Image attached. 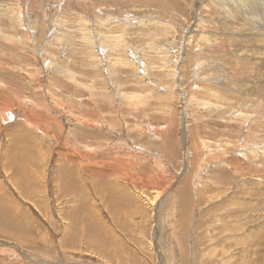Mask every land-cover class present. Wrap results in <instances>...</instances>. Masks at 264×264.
Segmentation results:
<instances>
[{
	"label": "rangeland",
	"instance_id": "rangeland-1",
	"mask_svg": "<svg viewBox=\"0 0 264 264\" xmlns=\"http://www.w3.org/2000/svg\"><path fill=\"white\" fill-rule=\"evenodd\" d=\"M0 190V264H264V0H0Z\"/></svg>",
	"mask_w": 264,
	"mask_h": 264
},
{
	"label": "bare ground",
	"instance_id": "bare-ground-1",
	"mask_svg": "<svg viewBox=\"0 0 264 264\" xmlns=\"http://www.w3.org/2000/svg\"><path fill=\"white\" fill-rule=\"evenodd\" d=\"M221 1V0H220ZM238 3L240 4H244L246 3V0H238ZM247 12V11H246ZM258 18V17H257ZM251 20V19H250ZM261 21V20H259ZM263 84V83H262ZM15 115V114H13ZM68 178V177H67ZM68 182V181H67ZM63 183H66V182H63ZM65 186V185H63ZM66 187V186H65ZM3 190H0V225H5L4 227H6V224L7 223V219H9V217L11 216H15L14 214V211H17V209L15 210L12 205V200L7 198L4 193H2ZM8 199V200H7ZM17 207V205H16ZM90 208V206H89ZM94 208V207H93ZM92 213V212H91ZM94 214V213H93ZM18 215V214H17ZM96 215V214H95ZM94 216V215H93ZM22 217V216H21ZM74 218V217H73ZM96 218V217H95ZM83 219V221H81ZM80 221L78 222H74L72 224V228H71V233L69 234V236H64L62 238V243L64 246H68V247H71L73 249H76V248H79L81 246H84V245H81V243H79V238L84 236L83 234L85 233L86 237L88 236L91 241L87 240V242L89 243V245L87 246H84L85 249H89L91 246H92V243L95 245V247L97 248H103L104 249V252L106 254V256H110L111 258L115 259L116 257L114 256L115 252L118 251V249H115V250H111V249H108L105 244L108 243L109 245H112L111 243L114 242L115 244H117L116 242V236L113 235L112 231H107V229L103 226H99L97 224V222L95 220L92 219V215L87 213L84 218H82ZM71 221V219H70ZM84 222V228L82 227V224ZM13 223V222H12ZM12 223L10 222L9 223V227H17L16 225H12ZM19 224V223H17ZM98 225V231L102 232L99 234L96 232L94 226ZM22 225V221L20 222V226ZM71 225V224H70ZM11 229V228H10ZM74 231H73V230ZM70 230V228H69ZM83 230V231H82ZM80 232V234H79ZM73 236H70L71 234H73ZM90 235V236H89ZM93 235V236H92ZM29 237V236H28ZM95 239V240H94ZM114 239V240H113ZM97 240H101L103 242V245L100 244ZM261 240V239H260ZM78 243H79V246H78Z\"/></svg>",
	"mask_w": 264,
	"mask_h": 264
}]
</instances>
